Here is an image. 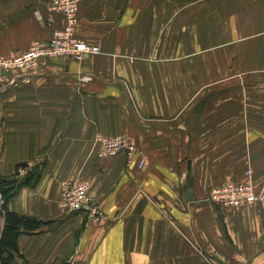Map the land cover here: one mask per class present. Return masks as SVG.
I'll return each instance as SVG.
<instances>
[{
	"label": "crops",
	"instance_id": "obj_1",
	"mask_svg": "<svg viewBox=\"0 0 264 264\" xmlns=\"http://www.w3.org/2000/svg\"><path fill=\"white\" fill-rule=\"evenodd\" d=\"M49 1L0 0L1 55L64 23ZM76 37L100 52L0 89V178L39 176L7 209L51 222L13 264H264V0H80ZM74 179L102 221L60 208ZM248 180L259 201H209Z\"/></svg>",
	"mask_w": 264,
	"mask_h": 264
},
{
	"label": "built area",
	"instance_id": "obj_2",
	"mask_svg": "<svg viewBox=\"0 0 264 264\" xmlns=\"http://www.w3.org/2000/svg\"><path fill=\"white\" fill-rule=\"evenodd\" d=\"M80 0H50L48 9L64 17V23L55 28L47 41H33L25 51L0 54V89L13 86L17 80H27L45 63L55 59H70L77 63L86 54H97L99 48L76 37L77 8ZM95 143L102 155L119 153L132 155L136 148L122 136L96 134ZM139 165H142L140 161ZM22 168L19 172H24ZM208 199L223 207H236L255 203L260 197L253 184L248 181H227L210 189ZM59 206L69 213L83 214L89 222H99L104 215L89 195V182L86 180H65L61 182Z\"/></svg>",
	"mask_w": 264,
	"mask_h": 264
},
{
	"label": "trees",
	"instance_id": "obj_3",
	"mask_svg": "<svg viewBox=\"0 0 264 264\" xmlns=\"http://www.w3.org/2000/svg\"><path fill=\"white\" fill-rule=\"evenodd\" d=\"M38 177L36 169H33L23 177L14 175L0 178V216L3 218V228L0 232V264H13L16 258H21L17 247V239L21 234L41 231L51 224L50 221L9 211L6 206L21 187L33 186Z\"/></svg>",
	"mask_w": 264,
	"mask_h": 264
},
{
	"label": "water",
	"instance_id": "obj_4",
	"mask_svg": "<svg viewBox=\"0 0 264 264\" xmlns=\"http://www.w3.org/2000/svg\"><path fill=\"white\" fill-rule=\"evenodd\" d=\"M262 203H263V207H264V194L262 196Z\"/></svg>",
	"mask_w": 264,
	"mask_h": 264
},
{
	"label": "rangeland",
	"instance_id": "obj_5",
	"mask_svg": "<svg viewBox=\"0 0 264 264\" xmlns=\"http://www.w3.org/2000/svg\"><path fill=\"white\" fill-rule=\"evenodd\" d=\"M249 174L247 173V176H248ZM241 182H243V181H241ZM254 187V186H253ZM0 201H1V199H0Z\"/></svg>",
	"mask_w": 264,
	"mask_h": 264
}]
</instances>
